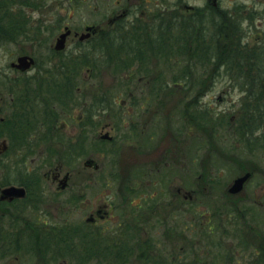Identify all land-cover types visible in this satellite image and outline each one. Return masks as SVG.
<instances>
[{
  "label": "flooded vegetation",
  "instance_id": "1",
  "mask_svg": "<svg viewBox=\"0 0 264 264\" xmlns=\"http://www.w3.org/2000/svg\"><path fill=\"white\" fill-rule=\"evenodd\" d=\"M190 1L169 0L165 4L163 0H121L118 1V9L109 14L103 27L120 26L124 36L128 32L130 36L142 37H156L157 30L164 28L169 44L181 29L191 26L192 21L196 22L198 18H205L208 28H221L223 0H203L197 6L196 3L190 5ZM238 4L247 7L242 0L235 1L233 7ZM247 8L255 13L254 22L245 18L247 22L244 23L241 15H236L234 11L229 13L235 15L243 29L240 44L250 48L249 39L254 37L252 28L264 32V23H256L259 18L264 19V2L262 5L254 2ZM19 24L22 28L26 27L25 21ZM88 26H93L91 36L102 29L99 23H93L86 25L84 30ZM64 29H69L70 33L64 49L56 53L67 55L68 39L73 46L68 53L78 43L91 40V36L81 40L79 36L82 32L70 26L66 25ZM15 34L11 31L13 36L0 37V47L7 43L18 46L28 44L27 39L21 40L19 34L17 37ZM5 38L10 41L5 42ZM155 39L151 38V44L158 43ZM22 56L32 59V62L26 59L30 63L24 69L17 66L18 58ZM151 66L152 63L143 68L130 66L112 73L122 78L174 75L171 70L160 71ZM52 71L42 69L41 62L25 49L13 57L6 68L0 66V264H47L46 251L54 246L55 253L64 255L59 258V264H95L101 251L105 254L103 264H137L144 253L154 254L157 260L165 259L166 264H264V202L256 203L242 194L254 171L261 167L253 163L250 165L253 166L252 172L237 174L225 185V189L210 184L207 190L199 183H193L190 150L184 149L183 187L173 190L170 197H156L144 186L143 190L141 183L144 178H151L153 183L160 177L170 180L163 177L164 173H168L174 161L178 162L177 157L174 160L173 152L166 151L159 160L136 162L137 187L127 190L122 187L124 183H105V196L98 203L99 200L96 201L94 194L89 192L94 173L99 168L93 158V142L98 139L109 141V137H114L109 133L108 124L103 125L100 131L109 129L95 137L94 117L104 113L101 107H110L109 101L106 99L104 104L95 106L93 96L79 85V76L74 82L76 86H64L60 92L53 87L45 90L43 82L40 86L30 87L42 74ZM89 71L88 67L86 72ZM63 73L71 77L77 72ZM212 73L203 69L187 71L184 76L205 77ZM66 82L73 81L69 79ZM219 99L222 97L219 96ZM64 100H73L72 105L65 104ZM74 125L78 129L76 132L72 128L70 135L61 133ZM142 136L147 139V144ZM140 138L141 141L137 142L141 144L140 152L149 153L152 146L146 147L150 146L152 136L141 130ZM68 142L71 144L68 145ZM184 143L189 147L188 139ZM81 144L86 148L79 150L78 145ZM62 146L61 152L71 156V159L80 153L86 157L81 167L30 164L34 156H51ZM255 152L264 155V151ZM163 155L166 156L162 160ZM261 171L264 176V169ZM246 172L250 176L242 190L230 192L231 182ZM145 184L150 186L148 181ZM8 188L15 190L7 195L5 190ZM139 191L143 196L132 198ZM262 196L264 198V182ZM52 200L58 204L51 203ZM195 204L200 207L195 208ZM222 205L224 210H221ZM46 208L55 213H47ZM193 233L196 236L194 241ZM128 252L138 257L131 255L126 260ZM154 263L142 261L140 264Z\"/></svg>",
  "mask_w": 264,
  "mask_h": 264
},
{
  "label": "rangeland",
  "instance_id": "2",
  "mask_svg": "<svg viewBox=\"0 0 264 264\" xmlns=\"http://www.w3.org/2000/svg\"><path fill=\"white\" fill-rule=\"evenodd\" d=\"M118 1L121 0H36L37 3L42 5L39 9L22 8V6L19 8H17V6L12 7L13 14H20L21 11L24 12L21 16H18L17 19L25 21L27 28L25 31H18L14 36L17 37V34H19V37H21L20 39H25V41L27 39L26 42L28 44L18 46L16 44L7 43L0 47V66L2 65L4 68L7 67L13 57L25 49V51L35 56L46 70H54V68L47 69L53 65H58V68L62 66L72 67L73 70L67 71H76L77 73L71 74V77L68 75L70 80L73 81V84L69 83V85L76 86L74 82L79 76V85H81V88L84 90L86 89L88 94L93 96L95 106L98 103L100 105L102 103L104 104V101L108 99L110 107L108 109H103V107H101L100 110H104V113H100L94 117L95 137L98 138L100 133H105V131L109 129L107 128V130L100 131L101 127L105 124H108L110 127L109 133L114 137L111 141L95 139L97 141L93 142V158L97 161L99 168L94 173L89 192L94 194L96 201L99 200L98 203L102 202L105 196L103 195L105 193V183L113 181L124 183L122 187L127 190L137 187L138 182L136 181V176H134V173H136V162L145 159L159 160L162 153L166 151L170 152V154L173 152L174 160L177 157L176 159L178 162V164H176V161H174L168 173H164L163 177H165V179L170 178V180H162L160 177L153 183L151 178L148 180L144 178L145 180L143 179L141 184H143V190L144 187H146L145 189L156 197H170L173 190L175 191L177 188L183 187V175L185 173V168H183V151L184 149L190 150V145L186 147L184 143V140L188 139V124L184 119L187 118L186 113L187 107L189 106L187 104L179 105L175 102L183 93L180 87H173L171 85H169V87H159L158 80L154 81L153 85L150 84L151 82L147 84L146 81L148 78H139V76L133 78H117L113 75L112 71L109 72L107 70V65H100V62L96 58H93V62L98 64L97 67L90 68L86 66V61L81 62L82 60L77 57L76 54L79 52L77 48L73 49V55H71L70 58L66 57L69 54L68 51L70 47H73L69 39L65 48V53H67L66 56H60L59 59L55 54L51 57L47 56L53 48L58 34L64 31L66 25L80 32L84 31L86 25L93 24L94 22H100V25L104 28L108 21L109 15L107 13L109 10L113 11L118 9ZM167 1L169 0H163V3L166 4ZM202 1L203 0H192L190 1V5L196 3L195 6H197L200 5ZM235 1L237 0H223L221 3L224 7L223 10H228L227 8H229V11H235L236 9L233 7ZM242 1L247 7L254 2L260 5L264 2V0ZM242 22L246 23L247 21L243 19ZM256 23H264V19L259 18ZM157 32L159 34L160 29L157 30ZM10 34L3 35L9 38L11 36ZM166 36L167 35H165L164 38H166ZM8 38H5V42L10 41ZM249 40L252 42L253 38ZM63 59L64 62L62 63ZM170 62L172 63L173 60H170ZM151 63V67L154 65L156 67L155 69H158L159 66H165L161 58L158 59L154 54H150L149 59L143 57L142 60L137 61L133 67L143 68L151 65ZM88 67L90 71L86 72ZM79 73L81 75H78ZM63 74V71L58 69L50 73L42 74L37 79L38 81L30 84V87L40 86L41 82H43V87H41L45 90L46 88L48 91L52 87L57 88V83H62V81L65 80L64 78H66V75ZM149 87L151 88L149 89ZM44 89L43 91H45ZM58 92H60V89H58ZM73 92H76V89H73ZM219 95L222 96L220 100L218 99ZM243 96L244 94H242L241 89L236 86L230 87L221 77L215 85H213L211 90L202 96L200 104L203 106L202 108H209L213 114L222 113L223 115L231 117L237 111L240 103L239 101ZM72 102L73 100H68L66 102L64 100L65 104L72 105ZM95 110L97 109L95 108ZM131 121L133 125L130 124ZM118 123L122 125L118 126ZM72 128H74L75 132L78 130L75 125L68 126L61 133L63 135H70ZM141 130L149 134V136H152L150 146L146 147L150 148L152 146L149 153L140 152L141 144H137L139 140L141 141ZM219 130L221 134L220 141L216 142L215 140V146L212 148L213 144H208L205 139L208 128H200L198 131L193 128V143L197 144L200 141V151L198 154L193 155V157H195L194 159L191 158V153L189 154L191 179L193 183H199L201 188L206 187L207 190L210 184H216L218 188L222 190L225 189V185L237 174L243 173L244 171L252 172L253 166L250 165L253 164L254 161L250 158L254 160H260L262 158V153L255 152L260 151V149H255L254 145L249 147L246 144H240V146L236 148L234 140L232 141L230 138L226 137L229 135L227 129L221 127ZM142 139L146 144L148 143L144 136H142ZM188 140L190 143V138ZM67 144L70 145L71 142ZM205 145L207 148H203ZM218 145L227 148L220 149ZM256 145L257 147L261 146L260 144ZM209 146L210 148H208ZM63 147L64 146L58 148V151L51 156L47 154L34 156L30 164L33 166H54L61 164L63 166L73 165L81 167L86 157L80 153L77 157L71 159V156L61 152ZM64 148L66 149V145ZM85 148L86 146L83 147L82 144L78 145L79 150ZM216 151H220L221 155ZM165 156L166 155H163L162 160ZM258 166L261 168L254 171L255 173L253 172L254 175L246 183L242 194L250 197L256 203H263L264 198L262 193L264 176L261 170L264 169V164L258 163ZM145 181H148L150 186L145 184ZM114 187L116 188V186ZM113 190L116 192L115 189ZM140 196L143 195L139 191L137 192V196L134 194L132 198ZM87 197L89 196L87 195ZM50 202L58 204L56 200ZM194 207L199 208L200 206L195 204ZM225 207H227V204H225ZM221 210H224L223 205ZM46 211H48L47 208ZM47 213L54 214L55 212L50 209ZM195 239L196 236L193 233L192 241ZM53 244L55 245V243ZM79 255L81 254L79 253ZM61 256L64 255L55 253V246L54 248L51 247L50 250L46 251V257L48 259L47 264H59ZM141 256L144 258L141 262L145 261L146 257L143 254H141Z\"/></svg>",
  "mask_w": 264,
  "mask_h": 264
},
{
  "label": "trees",
  "instance_id": "3",
  "mask_svg": "<svg viewBox=\"0 0 264 264\" xmlns=\"http://www.w3.org/2000/svg\"><path fill=\"white\" fill-rule=\"evenodd\" d=\"M15 6L17 8L22 6V8L39 9L42 5L37 3L36 0H0V37H6L3 34L9 31L17 33L18 31L27 30L26 27H20L21 24L19 22L21 20L17 19L24 12L21 11L20 14L12 13V7ZM234 8L236 9L234 11L235 14L241 15L242 20L249 18L251 22L255 21L253 10L239 4ZM113 12L114 10H109L107 14L109 15ZM229 12L231 11H223L221 28H214V26L208 28L205 18L204 20L198 18L196 22L192 21L191 26L181 29L171 44L167 42V38H164L167 35L164 28L160 30L156 37L130 36L128 32L124 36L120 26L102 28L98 33L91 36V40L88 43L77 44L76 48L79 52L76 55L82 60L81 62L86 61V66L90 68L97 67L98 64L93 62V58H96L100 65H107V70L111 71L128 69L130 66H134L137 61L142 60L143 57L148 59L150 54H154L158 59L161 58L165 66H159L158 69L160 71L171 70L174 75L148 78L147 80L149 83L151 82V85L158 80L159 87H169L171 85L180 87L183 90L181 97L177 98L175 102L179 105L187 104L189 106L187 107V118L184 121L188 124L187 138H190L189 145L192 159L195 158L193 155L198 154L200 151V141L197 144L193 143V128L196 131L200 128H208L205 139L208 144H213L212 148L215 146V140L216 142L220 141L221 134L219 129L223 127L229 132L226 137L232 141L234 140L236 148L240 144H246L249 147L254 145L255 149L258 148L260 151H264V32L262 30L258 32L257 29L252 28L254 39L250 44L251 47L242 46L240 37L243 29L235 15ZM108 29L111 30L108 31ZM258 33H261V36ZM151 38L158 39V43L151 44ZM148 47L150 48L149 51L146 50ZM72 52L66 57L70 58ZM53 54H57L58 59L60 56H65L63 55L64 53H56L53 48L47 56L51 57ZM170 60H173V62L171 63ZM53 66L47 69L54 68V70L58 69L63 72L73 70L72 67L62 66L58 68V65ZM42 68L44 67L42 66ZM203 69L213 73L205 77L184 76L187 71ZM63 75H66V78H64V82L57 83L58 89L70 83L66 82L70 77L67 74ZM221 77L230 87L236 86L244 94L239 101L237 111L231 117L222 113L213 114L209 108H202L203 106L200 104L202 96L210 91ZM130 124L133 125L132 121ZM121 125L118 123V126ZM256 144L261 146L257 147ZM218 147L220 149L227 148L220 145ZM203 148H207L206 145ZM216 152L221 155L220 151ZM250 159L257 166L258 163L264 164L263 154L260 160ZM134 176H136L135 173ZM95 254L96 251L93 256ZM131 255L134 258L138 257V255L128 252L126 253V260ZM143 255L147 256L145 261L155 262L154 264H166L167 262L165 259H155L154 254L144 253ZM80 256H83V254ZM141 258L144 259L142 256ZM104 260L105 254L101 251L99 260L95 259V264H103Z\"/></svg>",
  "mask_w": 264,
  "mask_h": 264
},
{
  "label": "water",
  "instance_id": "4",
  "mask_svg": "<svg viewBox=\"0 0 264 264\" xmlns=\"http://www.w3.org/2000/svg\"><path fill=\"white\" fill-rule=\"evenodd\" d=\"M91 27H88L87 30H90ZM70 33L69 30H65L63 33H61L59 35V37L57 38L56 40V43H55V49L56 50H60L64 47V42H65V39H66V36ZM89 36V33H85V34H81L79 36L80 39H83V38H86ZM26 59H29L30 62H32V59L31 58H28L26 56H22L20 58H18V67L19 68H26L29 66V63L30 62H27ZM107 137V136H105ZM108 139H111V137H109ZM250 176V173L249 172H246L245 174L241 175V176H238L236 177L230 184L229 186V191L232 192V193H237V192H240L243 188V185L245 183V181L249 178ZM15 189L14 188H8L7 190H5V193L7 195H9V193H12Z\"/></svg>",
  "mask_w": 264,
  "mask_h": 264
}]
</instances>
